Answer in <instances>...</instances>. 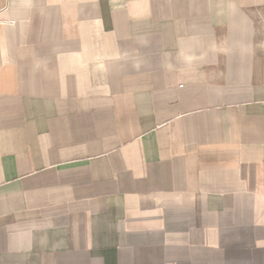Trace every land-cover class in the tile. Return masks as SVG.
<instances>
[{"label": "crops", "instance_id": "obj_1", "mask_svg": "<svg viewBox=\"0 0 264 264\" xmlns=\"http://www.w3.org/2000/svg\"><path fill=\"white\" fill-rule=\"evenodd\" d=\"M0 264H264V0H0Z\"/></svg>", "mask_w": 264, "mask_h": 264}]
</instances>
